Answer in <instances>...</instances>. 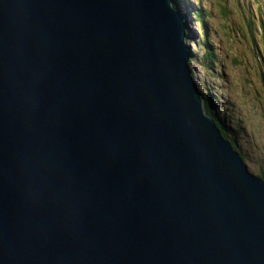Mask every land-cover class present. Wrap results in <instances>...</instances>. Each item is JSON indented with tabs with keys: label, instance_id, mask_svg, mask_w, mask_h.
I'll return each instance as SVG.
<instances>
[{
	"label": "water",
	"instance_id": "95a60500",
	"mask_svg": "<svg viewBox=\"0 0 264 264\" xmlns=\"http://www.w3.org/2000/svg\"><path fill=\"white\" fill-rule=\"evenodd\" d=\"M188 56L174 0H0V264H264Z\"/></svg>",
	"mask_w": 264,
	"mask_h": 264
},
{
	"label": "rangeland",
	"instance_id": "374dc122",
	"mask_svg": "<svg viewBox=\"0 0 264 264\" xmlns=\"http://www.w3.org/2000/svg\"><path fill=\"white\" fill-rule=\"evenodd\" d=\"M262 1L176 0L183 17L191 79L239 120L238 145L250 171L264 165V28L258 27V18L264 22V9L258 8ZM189 10L205 14L201 17L213 60L202 57L206 47L190 42L200 43L203 36L200 22Z\"/></svg>",
	"mask_w": 264,
	"mask_h": 264
},
{
	"label": "trees",
	"instance_id": "16d2710c",
	"mask_svg": "<svg viewBox=\"0 0 264 264\" xmlns=\"http://www.w3.org/2000/svg\"><path fill=\"white\" fill-rule=\"evenodd\" d=\"M174 2L176 4V6H177V9H178V11H179V13L181 15V19L183 21L181 10H179L180 7H179L178 3L176 2V0H174ZM258 8L264 9V2L263 1L261 3H258ZM189 13L192 14L193 19L195 21H197L198 24L200 22L201 25L200 24L199 25L201 26V30H199V29L198 30H199L200 34H202V36H203L202 38H200V43L198 41L197 42L193 41V39H190V42H193V43L195 42L194 44H196V45H198L199 47H202V48L206 47V48H203L204 51L202 52V57H206L209 60H213L214 53L212 51L211 46L210 45H206L208 38L206 36V29L204 28L203 19L201 17V15H205V14L204 13L201 14L200 11L197 12V11H192V10H189ZM263 24H264V22L260 18H258V27L262 26V28H264ZM258 38H259V41L262 43L261 35H259ZM197 43H199V44H197ZM263 45H264V42H263ZM190 53H191V51H190ZM262 59H263V62H264V57H262ZM190 72L191 71L189 69V73ZM191 73H190V76H191ZM192 81H193V79H192ZM193 84H194V87H195L196 91L199 93V96H200V99H201L200 102H201V106H202L203 112L209 116V118L212 120L215 128L217 129L220 137L223 140H226L228 142L230 149L236 153V155L242 161V164L245 166V163H244V155L245 154H243L240 151V147L238 145V134H239L238 125L239 124L237 123V121H239V120L238 119L235 120V117H231L228 114V112L226 111V108L224 106H221V104H215L213 102V99H212L213 97L208 92H205L202 89V87H198L196 85V83H194V81H193ZM245 168L251 174H253L255 176H258L259 178H263L264 179V165H259L258 167L255 168L254 171L248 170V168L246 166H245Z\"/></svg>",
	"mask_w": 264,
	"mask_h": 264
},
{
	"label": "bare ground",
	"instance_id": "6f19581e",
	"mask_svg": "<svg viewBox=\"0 0 264 264\" xmlns=\"http://www.w3.org/2000/svg\"><path fill=\"white\" fill-rule=\"evenodd\" d=\"M184 27V26H183ZM189 56H190V54H189ZM189 56L187 57V59H186V63L188 62V60H189ZM188 64V63H187Z\"/></svg>",
	"mask_w": 264,
	"mask_h": 264
}]
</instances>
